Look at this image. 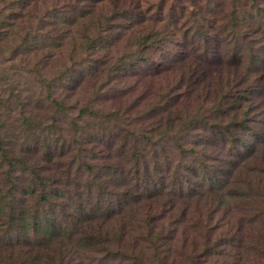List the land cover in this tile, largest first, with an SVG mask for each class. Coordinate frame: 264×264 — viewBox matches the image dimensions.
<instances>
[{"label": "trees", "instance_id": "obj_1", "mask_svg": "<svg viewBox=\"0 0 264 264\" xmlns=\"http://www.w3.org/2000/svg\"><path fill=\"white\" fill-rule=\"evenodd\" d=\"M102 1L0 0V114L16 112L24 134H0V264H199L230 250L232 264H264V234L249 232L264 231L263 83L221 75L228 61L220 60L218 41L191 22L180 46L208 67L188 69L185 92L146 90L125 108L96 107L107 88L94 81L98 76L119 83L170 73L182 62V78L193 60L153 47L159 57L137 50L110 61L123 36L149 21L135 4L102 21L95 8ZM189 2L194 12L216 15L237 0ZM86 83L89 95L73 100ZM191 105L207 107L210 115L185 118ZM70 109L78 117L66 133L57 118ZM204 127L201 139H184ZM195 197L207 200L203 212L179 205ZM229 204L239 215L231 224ZM192 213L197 226L189 224ZM188 233L199 240L198 251L186 249Z\"/></svg>", "mask_w": 264, "mask_h": 264}, {"label": "rangeland", "instance_id": "obj_2", "mask_svg": "<svg viewBox=\"0 0 264 264\" xmlns=\"http://www.w3.org/2000/svg\"><path fill=\"white\" fill-rule=\"evenodd\" d=\"M189 1L190 0H104L100 3H95V8L97 10L96 12L99 18L102 19V21H105V17H111L115 9L117 8L131 10L133 4L137 6L139 13L149 21L146 24V28H144L143 30L135 28L134 30L123 36L120 44L116 47V53L113 54L112 52L110 61L119 60L123 57H130L136 54L137 50L147 52L150 56L157 55L156 57H159L158 54L152 53L151 50L153 47H157L160 50H168L171 53L178 55L180 60H186L190 58L193 59L188 61V63L183 62L186 64L184 76L182 78L181 73L183 72V67H180L182 62L175 63L172 66L173 69L170 71V73L161 74L160 76L155 77L131 76L130 78H121L120 82L118 83L115 77L108 78L104 74L98 76V78L94 81H105L104 83H107V88L101 90V94L97 98H95L96 107H103V109H105L104 111L106 112H110L113 109L111 105L125 108L131 101H133V99H135V96L137 94L139 95L146 90H160L163 92L167 89V87H170V89H177V87H179V90H175L176 92H185V81L189 75L192 76L191 72L188 74V69H202L204 67H208L202 65L203 63L201 62L198 63V60L194 56L192 57V54L187 53V51H184L180 46L178 39L181 37L183 32L190 27L191 22L195 23V27L198 28V32L202 31L206 35L213 37L218 41L219 53L221 55L220 60L228 61V63L222 65L224 71L221 75H225L231 72L230 74H234L235 77L237 76L238 78H244L246 76L248 82L258 80L260 81V84L263 83L264 85V69L262 65L264 64V3H251L250 0H237L236 3H228L227 5L225 4L226 6H223V9H221L223 10V12H220L216 15H210L206 14V12H194V8H192V4ZM259 1L262 2V0ZM202 4L205 6L207 5L206 3ZM230 4H233V6L235 7L234 10H232ZM231 11L235 12L232 13V16L229 15ZM187 16L189 17L187 18ZM236 19H239V21H236ZM232 22L237 24H233ZM114 23L115 20L111 22V25H113ZM234 25L236 26V29L232 30L231 27H233ZM179 30L182 32L180 35L178 33ZM154 34L157 35V38L153 37ZM144 38L148 39L144 40ZM142 44L145 46H140ZM150 45H152L151 48H149ZM190 55L191 57L187 58V56ZM232 61L236 62L235 65L237 64L234 67V70H231L229 66ZM212 67L217 66L213 65ZM9 76H11V74ZM11 77L13 78V81H15L16 78L14 76ZM211 84H213V80L211 78H207L205 81V85L209 87ZM85 86L86 87L81 90L82 92H84V94H73L74 96H71L73 100H75V98L76 100L84 98L85 93H87L86 95H89V92L91 90L87 88V83L85 84ZM122 88L133 89L132 94L130 93L129 96H125L113 101L110 99H106L107 97H111L118 89ZM107 89H110V92L106 91ZM92 93L93 91L91 92V94ZM210 98H213V93H211ZM188 108L194 109H189V116H185V118L187 119H190L191 117H194L196 115L205 117H208L210 115V110L207 107L199 108V105H191L188 106ZM179 110L181 112V109ZM26 111L27 110L25 109V114L28 112ZM35 113L36 112H34V114ZM77 115V110L70 109L68 116L61 115L57 118L63 132L69 133L68 130L71 129V127L67 124H69V122L71 121H75L76 117H78ZM37 117L39 120L41 119L42 124L43 122L46 123L47 126L51 124V121L48 120L46 122L42 118V116ZM0 119L5 122V131H1L0 133L3 137H7L8 135H15L19 139H21V137L24 136L21 131L20 124H17L21 122V119L16 112H11L9 116H7L5 113H1ZM15 119H17L16 123L12 122ZM88 123H91V121H89ZM38 126L39 123L34 122L31 125V129L36 130L38 129ZM178 129L179 128L173 130V134L170 137V143H167L166 145L167 148H170V152H175L173 148L177 147V143L173 141L176 139L175 137L177 135L175 133L178 131ZM206 132L207 127L198 129L195 132H192L191 130L190 132H185V135L187 137L185 136L184 139H201V137H203L205 135L204 133ZM260 151H262V154L264 155V144L260 147ZM168 200L169 196H166V198H163L158 204L161 205ZM171 200L172 199L170 197V202ZM209 201L210 200H208V202ZM185 204L190 207L189 210L191 212L196 210L197 207H201V211L203 212V207L207 204V200L203 197H195L193 199H189L188 202H179V205L181 207H183ZM230 204H232V202ZM230 204L228 208L229 211L226 213L227 216L230 215L227 220L229 224H231V222L233 221L231 220V222H229V219H232L234 217L235 222L237 217H239L236 210L233 211L234 208ZM193 217H195L193 213L189 215V224L195 225L196 222L194 221L195 218ZM195 226H197V224ZM186 229L191 230L189 227H187ZM249 232L256 238L257 233L264 234V231L260 230L259 227L252 228ZM186 236L188 240L186 249H193L194 246H196L198 251L200 244L199 240L196 239V237H193L192 233H188L186 234ZM177 245L179 247L180 243L176 242L172 248L177 247ZM234 254L235 252L230 250V254L227 253L228 256L207 257L204 259L200 258L198 259L197 263L232 264L234 263L232 262L234 259L229 256H233ZM238 255L240 256V254ZM261 261L264 262L263 260ZM180 264L185 263L182 262Z\"/></svg>", "mask_w": 264, "mask_h": 264}]
</instances>
